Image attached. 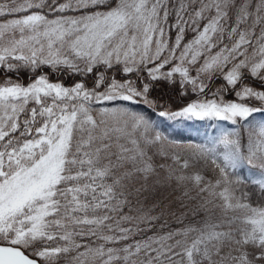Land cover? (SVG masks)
Returning a JSON list of instances; mask_svg holds the SVG:
<instances>
[{
    "label": "snow or ice",
    "instance_id": "obj_1",
    "mask_svg": "<svg viewBox=\"0 0 264 264\" xmlns=\"http://www.w3.org/2000/svg\"><path fill=\"white\" fill-rule=\"evenodd\" d=\"M0 264H264V0H0Z\"/></svg>",
    "mask_w": 264,
    "mask_h": 264
},
{
    "label": "trees",
    "instance_id": "obj_2",
    "mask_svg": "<svg viewBox=\"0 0 264 264\" xmlns=\"http://www.w3.org/2000/svg\"><path fill=\"white\" fill-rule=\"evenodd\" d=\"M54 79V78H53ZM189 99H195V97H190ZM179 103H177V105L176 106H179V104L180 103H183V101H178ZM205 125H207L209 122L208 121H204L203 122ZM197 126H199V124H197ZM191 135L192 136H196V133L195 132H193V133H191Z\"/></svg>",
    "mask_w": 264,
    "mask_h": 264
},
{
    "label": "rangeland",
    "instance_id": "obj_3",
    "mask_svg": "<svg viewBox=\"0 0 264 264\" xmlns=\"http://www.w3.org/2000/svg\"><path fill=\"white\" fill-rule=\"evenodd\" d=\"M190 98V97H189ZM177 103H179V102H176V105H177Z\"/></svg>",
    "mask_w": 264,
    "mask_h": 264
}]
</instances>
